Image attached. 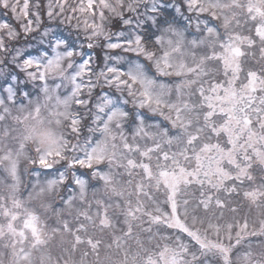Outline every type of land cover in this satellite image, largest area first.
<instances>
[{
  "label": "rangeland",
  "instance_id": "374dc122",
  "mask_svg": "<svg viewBox=\"0 0 264 264\" xmlns=\"http://www.w3.org/2000/svg\"><path fill=\"white\" fill-rule=\"evenodd\" d=\"M180 3L106 126L0 98V264H264L263 0Z\"/></svg>",
  "mask_w": 264,
  "mask_h": 264
},
{
  "label": "snow or ice",
  "instance_id": "6c2138e0",
  "mask_svg": "<svg viewBox=\"0 0 264 264\" xmlns=\"http://www.w3.org/2000/svg\"><path fill=\"white\" fill-rule=\"evenodd\" d=\"M183 8L180 0H0V98L63 89L65 104L91 106L94 121L106 126L126 115L128 101L117 92L134 96L132 85L145 75L144 41L158 39ZM78 123L71 114L73 131Z\"/></svg>",
  "mask_w": 264,
  "mask_h": 264
},
{
  "label": "flooded vegetation",
  "instance_id": "af4514ba",
  "mask_svg": "<svg viewBox=\"0 0 264 264\" xmlns=\"http://www.w3.org/2000/svg\"><path fill=\"white\" fill-rule=\"evenodd\" d=\"M260 17L261 18H264V12H262L261 13V15H260ZM230 49H229V52H231L230 50H234V51H237V53H238V57H234L231 53V57H230V59L233 61V62H236V58H237V60H240L241 59V56H243L242 54H243V52H242V50H241V47L240 46H236V45H232V47H229ZM228 51V50H227ZM255 63H258V62H256L255 61ZM264 72V71H263ZM248 122L249 123V119H245V122ZM256 125H258V123L256 124ZM256 125H253V122L251 121L249 124H248V126L246 127V129L247 128H251V129H256ZM257 137H258V140H259V142L260 143H263V138H264V130H260L259 131V134H257L256 135Z\"/></svg>",
  "mask_w": 264,
  "mask_h": 264
},
{
  "label": "trees",
  "instance_id": "16d2710c",
  "mask_svg": "<svg viewBox=\"0 0 264 264\" xmlns=\"http://www.w3.org/2000/svg\"><path fill=\"white\" fill-rule=\"evenodd\" d=\"M188 240H189V242L190 243H192V244H194V243H196L194 240H193V238L191 237V236H188V238H187ZM230 246L232 245V244H229ZM203 249V248H202ZM208 249V248H207ZM202 251V250H201Z\"/></svg>",
  "mask_w": 264,
  "mask_h": 264
}]
</instances>
